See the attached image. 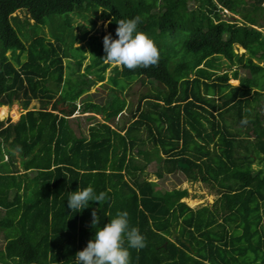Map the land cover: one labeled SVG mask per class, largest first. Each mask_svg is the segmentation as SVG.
I'll return each mask as SVG.
<instances>
[{
  "label": "trees",
  "instance_id": "obj_1",
  "mask_svg": "<svg viewBox=\"0 0 264 264\" xmlns=\"http://www.w3.org/2000/svg\"><path fill=\"white\" fill-rule=\"evenodd\" d=\"M262 3L0 0V105L24 110L0 121L9 154L0 163V264H241V245L264 264ZM74 10L106 20V45L88 35L94 20L80 35H64L69 18L60 35H27ZM135 10L156 22L132 20ZM119 77L139 88L129 106ZM97 83L112 95L90 92ZM81 115L101 119L84 132ZM147 151L162 162L149 168L158 179L199 180L215 201L193 209L185 188L155 193L138 160Z\"/></svg>",
  "mask_w": 264,
  "mask_h": 264
},
{
  "label": "rangeland",
  "instance_id": "obj_2",
  "mask_svg": "<svg viewBox=\"0 0 264 264\" xmlns=\"http://www.w3.org/2000/svg\"><path fill=\"white\" fill-rule=\"evenodd\" d=\"M261 6L264 7V3H262ZM15 13L21 17L25 16L21 12L18 13V11H16ZM97 14L99 15V13H97ZM221 16L224 19L225 18L228 19L230 17V13L223 11ZM128 17H130L134 21L139 20V21L152 22V23L156 22L155 13L152 11H148V10H135L132 13H129ZM67 18L70 19L69 20L70 26L65 29L64 35H67V34L69 35L70 33L80 35L81 34L80 33L81 32V26L83 25V26H85V28L88 29L90 22L92 20H94V21H96L95 25H94L93 29L90 30L88 35L94 34L96 37H98L101 40L102 45L107 44L108 28H107L106 20H102L100 18L95 19L93 14H91V12L90 13L86 12V11L81 12V10H74L73 12H69L67 14H60V15L52 16L47 20V22L44 25H36L35 24L34 26H29V32L27 33V35H31V33H34L36 35H41V36L44 35L45 37H50V36L52 37L54 35L55 36L60 35L61 31L64 29L62 23ZM237 18H238V16L233 17V19H237ZM259 20L264 23V13L262 15H260ZM83 42H85V40H83L79 44H82ZM74 45L76 46L78 44H74ZM110 50H111V47L106 46V51L109 52ZM235 51L237 53H240L243 51V49L239 46H235ZM85 54L88 55V52L86 51ZM86 62H87V59H85L83 61L82 66L85 65ZM112 64H114V63H112ZM259 64L264 65V62L259 61ZM225 68H226L225 64H222L220 69H219V73L224 71ZM232 68H233V66H232ZM230 72H231L230 70H227L228 75H230ZM109 73L112 75V72L110 71V68L108 67V68H106L105 73H104L105 77H107L109 75ZM133 80H135V78H133L130 81H127L122 77L116 78L117 88H118V86H124L123 88L127 89V91L125 92L126 94H124V97L127 99L128 106H129L130 102H132V100H134L137 97V93H138V89H139L136 86V84L134 85ZM228 82L231 85H237L238 84V80L232 79V78H230L228 80ZM128 88H130V89L128 90ZM108 90L109 89H107V88L102 89V86H100V83H97L96 85L91 87L90 92L96 91L99 94H102L103 96L104 95H108V96L112 95L111 92ZM0 107H3L5 109L4 111H1L2 109L0 108V121H5L6 118L10 119L11 121H14L19 117V115L21 113L24 112V110H22L20 108V106L17 104V102H13L11 105H0ZM37 107H38V102H36V101L30 102L29 108L37 109ZM84 115H87V114H84ZM84 117L85 116H83V115H81L79 117V122H80L81 127L83 128L84 132L86 131L89 122L94 123L96 120L101 119L100 115L96 116V118H95L96 120H91V121H87ZM153 158L155 159V156H153L150 151H147V152H140L138 160H140V161L144 162L146 165H148L145 172L147 173L148 180L152 183V186L154 188L155 193H158V192L160 193L165 189L185 188L188 192V196H187V198L183 199L182 201H185V203L193 209H199L203 205L210 206L215 201V198L217 196L215 194L209 192L208 189L206 187H204L203 183H201L199 180H197V181L184 180L183 177L176 172L174 174H166L163 178L158 179L155 175H153L152 171H150L149 168L151 167L153 162L155 163L154 167H156L158 164H161L162 162L156 163V160L154 161ZM253 167L257 168L256 164H253ZM179 180H180V182H179ZM28 199H29V197H28ZM261 222H264V220H262ZM169 229H172V226H169ZM250 229H251L252 235H254L252 237V240H253V238L255 240V237L257 234V233H255L257 231V226H254V224L250 223ZM175 230H176V232H179V230H180L179 226H176ZM232 234L237 238L238 242L242 241L247 236V234L243 231L242 225H240V224H239V227H235L233 229ZM165 235L167 237L169 236L166 233H165ZM1 246H2V241H1V233H0V247ZM241 247H242V245H241ZM240 248L237 249V252L235 254H236V256L239 259L241 264H255L256 261H259L258 256L255 257L254 254H251L249 251H245L244 249H240ZM254 257L256 258V260H255V262H252L253 259H255ZM231 259L232 258H230V260Z\"/></svg>",
  "mask_w": 264,
  "mask_h": 264
},
{
  "label": "crops",
  "instance_id": "obj_3",
  "mask_svg": "<svg viewBox=\"0 0 264 264\" xmlns=\"http://www.w3.org/2000/svg\"><path fill=\"white\" fill-rule=\"evenodd\" d=\"M106 79V78H105ZM18 119V118H17ZM16 119V120H17ZM16 120H14V121H16ZM11 121V120H10ZM13 122V121H12ZM6 148L7 147H5V145H3V143H2V139L0 138V163L1 164H4L5 162H6V159H7V157L9 156V154H8V152H7V150H6ZM15 159H16V161H15V165L17 166V167H19V165H20V160H19V158H18V156L15 154ZM11 167V165L10 164H7V168H10ZM19 171H22V169H20L19 168ZM30 182H31V184L33 185V184H35V178L34 177H32V176H30Z\"/></svg>",
  "mask_w": 264,
  "mask_h": 264
},
{
  "label": "bare ground",
  "instance_id": "obj_4",
  "mask_svg": "<svg viewBox=\"0 0 264 264\" xmlns=\"http://www.w3.org/2000/svg\"><path fill=\"white\" fill-rule=\"evenodd\" d=\"M4 107V106H3ZM3 107H0L2 110L1 111H4L5 109Z\"/></svg>",
  "mask_w": 264,
  "mask_h": 264
}]
</instances>
